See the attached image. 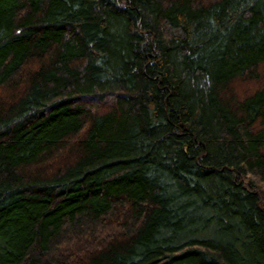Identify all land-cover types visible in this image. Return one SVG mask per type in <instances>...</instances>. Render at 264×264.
<instances>
[{
	"label": "trees",
	"instance_id": "1",
	"mask_svg": "<svg viewBox=\"0 0 264 264\" xmlns=\"http://www.w3.org/2000/svg\"><path fill=\"white\" fill-rule=\"evenodd\" d=\"M0 264H264V0H0Z\"/></svg>",
	"mask_w": 264,
	"mask_h": 264
}]
</instances>
